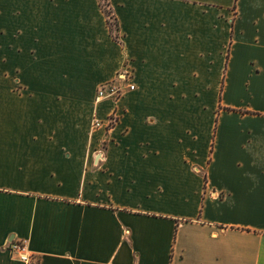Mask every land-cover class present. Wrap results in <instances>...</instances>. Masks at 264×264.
<instances>
[{"label":"crops","instance_id":"1","mask_svg":"<svg viewBox=\"0 0 264 264\" xmlns=\"http://www.w3.org/2000/svg\"><path fill=\"white\" fill-rule=\"evenodd\" d=\"M19 240L34 264H264V0H0V264Z\"/></svg>","mask_w":264,"mask_h":264},{"label":"built area","instance_id":"2","mask_svg":"<svg viewBox=\"0 0 264 264\" xmlns=\"http://www.w3.org/2000/svg\"><path fill=\"white\" fill-rule=\"evenodd\" d=\"M128 87L129 89H132L134 86L132 84H129ZM107 89L109 90V92H107ZM120 94L121 92L119 88L113 86L112 84L105 83V84H101L97 88L95 100L99 101L103 98H107L108 96L118 97L120 96ZM114 122H115V116L114 114H111L107 118V122L105 125L110 126ZM101 124H102V121L97 120V119L93 120L94 127H98ZM9 250L11 254H13L17 259H19L20 261L26 264H34L37 262V257L35 256L33 252H31L28 249L25 240H19V241L11 243V245L9 246Z\"/></svg>","mask_w":264,"mask_h":264},{"label":"trees","instance_id":"3","mask_svg":"<svg viewBox=\"0 0 264 264\" xmlns=\"http://www.w3.org/2000/svg\"><path fill=\"white\" fill-rule=\"evenodd\" d=\"M104 11H105L106 15L108 16V18H107V25H108L109 31L111 32V34L113 35V37L115 39H117V35L115 33V31L117 30V22L111 16V12H110L109 9H107L106 7H104ZM110 18H112L114 24L110 21Z\"/></svg>","mask_w":264,"mask_h":264},{"label":"rangeland","instance_id":"4","mask_svg":"<svg viewBox=\"0 0 264 264\" xmlns=\"http://www.w3.org/2000/svg\"><path fill=\"white\" fill-rule=\"evenodd\" d=\"M101 5H103V7H105V2L103 1H101ZM110 21L113 23V20H112V18H110ZM114 24V23H113ZM107 92H109V90L107 89ZM111 96H108L107 98H110Z\"/></svg>","mask_w":264,"mask_h":264}]
</instances>
